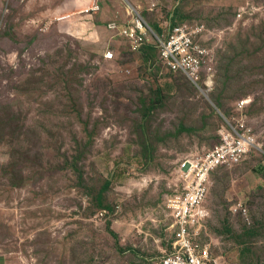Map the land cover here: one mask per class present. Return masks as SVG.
I'll return each instance as SVG.
<instances>
[{
	"label": "rangeland",
	"instance_id": "obj_1",
	"mask_svg": "<svg viewBox=\"0 0 264 264\" xmlns=\"http://www.w3.org/2000/svg\"><path fill=\"white\" fill-rule=\"evenodd\" d=\"M73 1L0 0V264H160L175 172L243 117L261 149L211 174L202 244L220 264H264V0H120L121 24L210 32L197 83L118 33L63 31L52 17Z\"/></svg>",
	"mask_w": 264,
	"mask_h": 264
},
{
	"label": "built area",
	"instance_id": "obj_2",
	"mask_svg": "<svg viewBox=\"0 0 264 264\" xmlns=\"http://www.w3.org/2000/svg\"><path fill=\"white\" fill-rule=\"evenodd\" d=\"M99 10L97 1L92 0V7L84 13ZM108 29L126 38L133 52L140 51L144 45L154 46L169 71L184 74L192 83L199 82L203 74L211 75L212 69L208 67L210 50L202 44V39L210 32L203 26L182 23L170 27L167 33L159 36L136 13L127 26L111 23ZM104 57L110 60L114 54L108 51ZM247 105L244 100L239 102L238 111L242 112ZM231 125H227L228 128L222 132L218 145L201 156L185 159L175 172L178 183L182 182V188L165 200L171 220L168 228L171 241L160 264H220L219 259L212 256L210 245L202 244L207 217L203 204L208 196L211 174L221 167L240 163L261 149L257 136L244 117Z\"/></svg>",
	"mask_w": 264,
	"mask_h": 264
},
{
	"label": "crops",
	"instance_id": "obj_3",
	"mask_svg": "<svg viewBox=\"0 0 264 264\" xmlns=\"http://www.w3.org/2000/svg\"><path fill=\"white\" fill-rule=\"evenodd\" d=\"M100 10L98 12L85 14L87 8L92 7V0H75L67 8L61 7L56 11L52 20L58 22L65 32L74 34L78 32L85 39L95 38L98 32L109 31L111 23H117L120 27H125L129 23H120L117 19L121 16L125 18L128 14L120 0H96ZM108 22L107 24L105 22ZM52 22V21H50ZM112 32V31H111ZM113 33V32H112ZM116 33V32H115ZM83 39V40H84ZM130 47V45H129Z\"/></svg>",
	"mask_w": 264,
	"mask_h": 264
},
{
	"label": "trees",
	"instance_id": "obj_4",
	"mask_svg": "<svg viewBox=\"0 0 264 264\" xmlns=\"http://www.w3.org/2000/svg\"><path fill=\"white\" fill-rule=\"evenodd\" d=\"M179 24H182V23H179ZM176 25H178V23L177 24H174L173 23L172 26L174 27ZM150 27L152 28V30L157 35L161 36L163 34L162 33V29L159 26H157V25H151ZM142 49H143V57H144V60L146 62H148L150 60H160V57L156 54L157 49L154 46H152V45H144ZM158 97H159V93H158ZM157 104H158L157 101H152V102L149 101V103L147 104V106H145V105L142 106V108L145 111L144 112L145 121H146V114L147 113H152L157 108ZM141 128L143 130V138H141V139H143V142L141 144L142 145L141 154L147 156V158H148L149 155L152 153L151 140L146 135V132H147L146 126L145 125H142ZM89 146H91V144L89 142H87L85 144H80V143L78 144V150H79V152H78V155L74 158V162L75 163L80 162L84 158L85 152H86V150H87V148ZM111 183H112V181H108L103 186V189L102 190L104 191V190L108 189L110 187ZM98 197H99V201H97V202H98L99 208H108L104 204V200H103L104 198L102 196V193H100L98 195ZM255 232H257V231L256 230H250V231H248V234L249 235H254Z\"/></svg>",
	"mask_w": 264,
	"mask_h": 264
},
{
	"label": "bare ground",
	"instance_id": "obj_5",
	"mask_svg": "<svg viewBox=\"0 0 264 264\" xmlns=\"http://www.w3.org/2000/svg\"><path fill=\"white\" fill-rule=\"evenodd\" d=\"M55 41V40H54ZM48 43V42H47ZM54 44V43H53Z\"/></svg>",
	"mask_w": 264,
	"mask_h": 264
}]
</instances>
